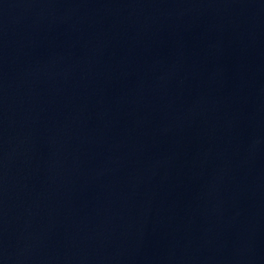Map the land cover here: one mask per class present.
Returning a JSON list of instances; mask_svg holds the SVG:
<instances>
[{
  "label": "water",
  "instance_id": "1",
  "mask_svg": "<svg viewBox=\"0 0 264 264\" xmlns=\"http://www.w3.org/2000/svg\"><path fill=\"white\" fill-rule=\"evenodd\" d=\"M0 264H264V0H0Z\"/></svg>",
  "mask_w": 264,
  "mask_h": 264
}]
</instances>
